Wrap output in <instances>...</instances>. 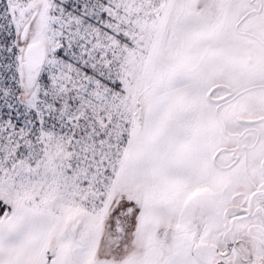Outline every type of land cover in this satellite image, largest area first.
Masks as SVG:
<instances>
[{
	"label": "snow or ice",
	"instance_id": "obj_1",
	"mask_svg": "<svg viewBox=\"0 0 264 264\" xmlns=\"http://www.w3.org/2000/svg\"><path fill=\"white\" fill-rule=\"evenodd\" d=\"M0 264H264V0H0Z\"/></svg>",
	"mask_w": 264,
	"mask_h": 264
}]
</instances>
